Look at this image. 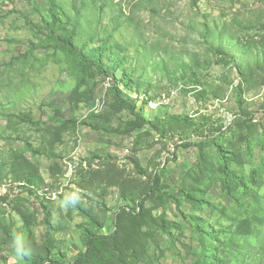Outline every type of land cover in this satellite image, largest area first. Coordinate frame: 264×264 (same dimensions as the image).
Segmentation results:
<instances>
[{"label": "rangeland", "instance_id": "1", "mask_svg": "<svg viewBox=\"0 0 264 264\" xmlns=\"http://www.w3.org/2000/svg\"><path fill=\"white\" fill-rule=\"evenodd\" d=\"M2 186L0 264H264V0H0Z\"/></svg>", "mask_w": 264, "mask_h": 264}, {"label": "trees", "instance_id": "2", "mask_svg": "<svg viewBox=\"0 0 264 264\" xmlns=\"http://www.w3.org/2000/svg\"><path fill=\"white\" fill-rule=\"evenodd\" d=\"M37 29H39V31H43V30H41V28H38V27H37ZM86 64H87V66L94 68V69L96 70L97 73H100V74H102V75L108 73V71H107V70H104V69L102 68V66H101L99 63H97V62H94V61H88V62H86ZM117 104H118V106H124V107H127V108H129L130 110L133 109V104H132V102H129V104H128V103L122 101L121 99H118V100H117ZM141 210H142V212H146V213H149V212H150L149 210H146L144 206L141 207ZM161 220L163 221V223H164L165 225L170 224L169 221H168V219H167L166 217H162ZM95 241H96V238H95V239L91 238L90 241H89V243H88L86 253L83 254V255L78 256V257H77L72 263H70V264H86V262L89 261V259H90V260H93L94 257L96 256V255H95V252H96V250H97V248H95V246H94ZM102 257L104 258L105 256L103 255Z\"/></svg>", "mask_w": 264, "mask_h": 264}, {"label": "built area", "instance_id": "3", "mask_svg": "<svg viewBox=\"0 0 264 264\" xmlns=\"http://www.w3.org/2000/svg\"><path fill=\"white\" fill-rule=\"evenodd\" d=\"M7 190H8V187L6 186L0 187V197H3L5 193L7 192Z\"/></svg>", "mask_w": 264, "mask_h": 264}, {"label": "clouds", "instance_id": "4", "mask_svg": "<svg viewBox=\"0 0 264 264\" xmlns=\"http://www.w3.org/2000/svg\"><path fill=\"white\" fill-rule=\"evenodd\" d=\"M16 251H17L18 254H26L27 253V250L26 249H22L21 247H17Z\"/></svg>", "mask_w": 264, "mask_h": 264}]
</instances>
